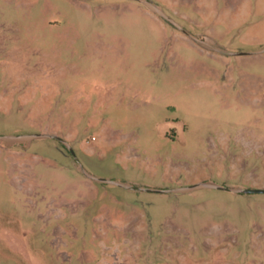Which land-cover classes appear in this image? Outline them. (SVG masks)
Listing matches in <instances>:
<instances>
[{"label":"rangeland","instance_id":"1","mask_svg":"<svg viewBox=\"0 0 264 264\" xmlns=\"http://www.w3.org/2000/svg\"><path fill=\"white\" fill-rule=\"evenodd\" d=\"M146 1L0 0V264H264V0Z\"/></svg>","mask_w":264,"mask_h":264},{"label":"water","instance_id":"2","mask_svg":"<svg viewBox=\"0 0 264 264\" xmlns=\"http://www.w3.org/2000/svg\"><path fill=\"white\" fill-rule=\"evenodd\" d=\"M145 5H147L150 9L154 10L155 12L159 13L162 17H164L165 19H169V17L162 11L156 9L153 5H151L149 2H147L146 0H137ZM36 136H39V135H36ZM41 136V135H40ZM15 138H19V139H27V140H30L31 137H15ZM87 175L89 177H91L92 179H96L94 176L90 175L87 173ZM98 181L100 182H108L107 180L105 179H97ZM119 186H122V187H126V188H129V189H133V190H147V191H153L151 189H142V188H139V187H129V186H126L124 184H120V183H117ZM198 187H208V188H214V189H220V190H225V191H228V192H234V193H244V194H254V193H260V194H264V190L262 189H235V188H229V187H223V186H218V185H212V184H201V185H195V186H191V187H188L187 189H194V188H198Z\"/></svg>","mask_w":264,"mask_h":264},{"label":"flooded vegetation","instance_id":"3","mask_svg":"<svg viewBox=\"0 0 264 264\" xmlns=\"http://www.w3.org/2000/svg\"><path fill=\"white\" fill-rule=\"evenodd\" d=\"M72 155L75 157V155L73 154V152H72ZM91 175V174H90ZM93 176V175H92ZM89 177V176H88ZM95 177V176H94ZM90 179H92L91 177H89ZM95 178H97V177H95ZM97 179H103V178H97ZM105 180H107V179H105ZM108 182H113V181H111V180H107ZM108 182H105V183H108ZM101 183H103V182H101Z\"/></svg>","mask_w":264,"mask_h":264}]
</instances>
